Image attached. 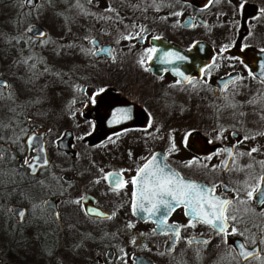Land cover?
<instances>
[{
    "label": "flooded vegetation",
    "instance_id": "flooded-vegetation-1",
    "mask_svg": "<svg viewBox=\"0 0 264 264\" xmlns=\"http://www.w3.org/2000/svg\"><path fill=\"white\" fill-rule=\"evenodd\" d=\"M149 5L139 27H119V40L109 38L111 30L102 39L91 29L87 43L77 37L86 55L71 66L59 62L58 104L35 103L30 90L13 87L5 76L11 71L17 86L45 76L41 55L28 62L14 56L7 69L0 62V252L24 249L28 264H136L137 258L143 264H206L211 246L230 251L233 264H264V205L258 194L246 195L264 175V80L243 60L264 53V0ZM28 28L27 39L11 42L19 52H34L33 43L46 36L33 37ZM1 45L6 57L10 45ZM193 47L192 63L175 53ZM167 53L182 76L163 62ZM22 73L28 76L23 82ZM33 133L44 141L40 160L34 159L36 145L26 144ZM62 138L68 150L58 148ZM157 154L166 171L215 186V197L233 202L226 215L236 220H228L226 237L192 221L183 205L165 225L160 215L133 211L139 184L131 181L141 179L138 170ZM114 175L126 182L116 190ZM229 236L254 255L242 260Z\"/></svg>",
    "mask_w": 264,
    "mask_h": 264
},
{
    "label": "rangeland",
    "instance_id": "rangeland-1",
    "mask_svg": "<svg viewBox=\"0 0 264 264\" xmlns=\"http://www.w3.org/2000/svg\"><path fill=\"white\" fill-rule=\"evenodd\" d=\"M63 1L67 3L65 9L57 8L55 10V0H37L35 6L28 10L24 5L25 0L20 2L18 0H0V46L3 43L10 45L6 57L5 54L0 53V62H3L7 69L11 65L10 61L14 56L20 57L22 62H28L32 57L41 55L47 64L46 69L48 70L45 76L43 74L36 75L30 83L23 86V83L17 86L15 76L10 73L11 71L4 70L5 76H8L13 87L23 90L26 87L25 91H31L37 104L49 106L60 103L55 71L59 66V62L64 63V67L65 65L71 66L69 62L82 60V57L86 55L80 52L81 48L76 47L78 36L84 37V41L87 43L86 37L91 34V29L102 39L107 36V30H111L109 38L119 40L121 39L119 27L130 29L139 27L142 14L150 12L149 4L152 0ZM122 3H124L123 7L121 6ZM32 24H40L46 30V36L33 43L35 51L20 50L19 52L17 48H12L13 38L19 39L20 36L24 39L28 38L26 28ZM83 48L86 49V47ZM11 66L10 68H12ZM27 71L31 72L32 70L28 69ZM25 75L26 73L21 75L22 82L28 77ZM223 114L222 119L228 120V114ZM4 211H7L6 208ZM2 244L3 236L0 234V249ZM23 250L17 249L9 254L7 251L0 252V264H28ZM218 251L219 255L216 256ZM219 258L222 264L234 263V255L230 251L225 248L216 251L212 250L211 246H207L206 264H215L219 262Z\"/></svg>",
    "mask_w": 264,
    "mask_h": 264
},
{
    "label": "snow or ice",
    "instance_id": "snow-or-ice-1",
    "mask_svg": "<svg viewBox=\"0 0 264 264\" xmlns=\"http://www.w3.org/2000/svg\"><path fill=\"white\" fill-rule=\"evenodd\" d=\"M147 53L149 56L154 55L156 49H147ZM172 55L174 54L167 53L163 62L170 63L171 61L167 57ZM177 59L182 60L184 57L178 56ZM140 63L143 64V60ZM176 74L183 75L180 72ZM185 79L188 78L185 77ZM188 82L191 83L192 81L188 80ZM228 151L230 153L231 150ZM252 151H256V149H252ZM248 155H251V153H248ZM158 156L159 154L153 156L147 164L138 170L141 175L140 180L134 178L131 181L134 185L139 184L138 195L134 193V195H137V202L134 203L133 211L135 212L137 209H140L143 212H147L149 216L160 215L161 219L159 223L160 225H165L167 214L174 211L176 206L183 205L189 209L187 214L191 217L192 221L211 225L216 229L218 234L222 233L226 237L228 235V220H236L235 216L229 217L226 215L228 207L233 202L215 197V186L207 187L198 185L195 182H186L171 170L166 171L165 169L168 166L166 164L160 166L161 161L158 159ZM261 166L264 167V162H261ZM259 181L264 183V175L259 177ZM111 183L115 185L114 190H116L126 182L114 175ZM261 183L252 186L246 195L248 199H253L254 193L258 194L255 198L258 199L260 204L264 205V190L261 189ZM144 202H147L150 207H145ZM76 203H79V201H76ZM20 214L23 215L22 212ZM189 226L195 227V223H191ZM235 231L233 229V234H235ZM174 234L179 236L178 228L175 229ZM202 243L207 244L208 241H202ZM261 243H264V240H261ZM240 248L243 249L244 245L241 244ZM240 255L244 259H247L253 256L254 253L242 251Z\"/></svg>",
    "mask_w": 264,
    "mask_h": 264
},
{
    "label": "water",
    "instance_id": "water-1",
    "mask_svg": "<svg viewBox=\"0 0 264 264\" xmlns=\"http://www.w3.org/2000/svg\"><path fill=\"white\" fill-rule=\"evenodd\" d=\"M37 0H26V6L29 8H33L36 4ZM29 28L27 29V32L36 38H42L45 36V29L43 26H41L40 24H32L30 26H28ZM108 46H103L102 49H107ZM106 51V50H105ZM180 52L176 51L175 53L177 55H184L185 57L190 58L191 63L193 62L194 59V54H195V48H191L190 50H179ZM255 56H259L258 60H253L252 56L246 54L243 57V60H245L253 69L254 73L259 76L261 79L264 80V53H256ZM171 63L167 64V68H169L174 74H176L177 72H182L180 70L174 69L172 64L175 63L174 59L170 60ZM194 71V68H191V72ZM177 75V74H176ZM181 76V75H178ZM35 136L36 134H31L30 136H28L26 138V144L29 146H33L36 145L35 151H36V155L34 156L35 160H40L41 157H46V150H45V146H44V141L43 140H35ZM37 137V136H36ZM69 147V143L66 142L65 138H62L61 140L58 141V148L62 149V150H68ZM38 158V159H37ZM202 186H206L204 184H202ZM209 187V186H207ZM17 206H14L13 209H17ZM139 213L142 216H149V214L147 212H143L140 209H137L135 211V213ZM169 214V213H168ZM167 214V215H168ZM152 216H157V215H152ZM228 241L231 242L234 246V248L236 249L238 255L240 256V258L243 260L244 258L240 255V253L242 251L244 252H249V250L244 246L243 249L240 248V245L243 244V242L240 239L234 238V237H228ZM139 260V262L136 261V264H143L141 258H137ZM143 261L148 262V260L143 259ZM151 263V262H149Z\"/></svg>",
    "mask_w": 264,
    "mask_h": 264
},
{
    "label": "trees",
    "instance_id": "trees-1",
    "mask_svg": "<svg viewBox=\"0 0 264 264\" xmlns=\"http://www.w3.org/2000/svg\"><path fill=\"white\" fill-rule=\"evenodd\" d=\"M67 6V3L63 0H55V4H54V8L55 10L60 9V8H63L65 9Z\"/></svg>",
    "mask_w": 264,
    "mask_h": 264
}]
</instances>
